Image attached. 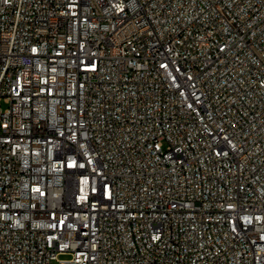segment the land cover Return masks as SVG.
<instances>
[{"label": "built area", "instance_id": "obj_1", "mask_svg": "<svg viewBox=\"0 0 264 264\" xmlns=\"http://www.w3.org/2000/svg\"><path fill=\"white\" fill-rule=\"evenodd\" d=\"M0 264H264V0H0Z\"/></svg>", "mask_w": 264, "mask_h": 264}]
</instances>
